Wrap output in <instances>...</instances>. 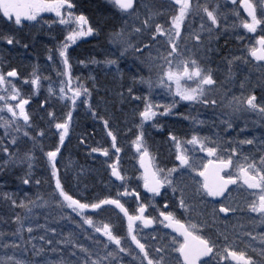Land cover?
Wrapping results in <instances>:
<instances>
[{"label": "snow or ice", "instance_id": "snow-or-ice-1", "mask_svg": "<svg viewBox=\"0 0 264 264\" xmlns=\"http://www.w3.org/2000/svg\"><path fill=\"white\" fill-rule=\"evenodd\" d=\"M94 7L95 17L80 0H0V42L35 57L27 74L0 58V181L12 175L37 189L22 197L0 191L9 209L0 215V264H264V230H257L264 226V0H103ZM38 37L46 38L39 52ZM89 37L107 46L99 57L77 60L105 73V80L90 74V85L73 76L70 56ZM230 37L241 42L238 54L228 50ZM41 57L55 78L44 74ZM33 97H42L36 108ZM129 107L138 164L131 174L113 127ZM79 108L110 137L107 147L79 137L88 155L107 158L103 196L68 189L91 169L70 157L60 167ZM170 120L188 121L190 133L181 135ZM153 132L164 136L171 166L149 143ZM41 159L46 179L34 174ZM229 213L248 221L237 216L221 230Z\"/></svg>", "mask_w": 264, "mask_h": 264}, {"label": "trees", "instance_id": "trees-1", "mask_svg": "<svg viewBox=\"0 0 264 264\" xmlns=\"http://www.w3.org/2000/svg\"><path fill=\"white\" fill-rule=\"evenodd\" d=\"M81 6L84 7L87 5L86 11L91 16L95 17V5L102 4L103 0H80ZM5 29L2 26V21H0V31H4ZM29 29H25L23 34H26ZM56 32V31H55ZM57 33V32H56ZM27 38V36H25ZM62 38V37H61ZM44 37H38V42L36 46V51H41L40 41L45 40ZM106 44L104 43L102 38H84L82 42L77 43L70 48V56L71 61L73 63V76H80L82 79H85L86 83H89L86 78L90 74H97L101 80H105V73L95 69L94 65H89L85 67L84 65H80L77 63L78 59H85L86 57L98 56L106 49ZM0 58L5 59L4 67L7 68L8 64L17 67L22 73L27 74L31 71V65L35 63V57L30 52H26L24 49L17 46H9L3 42H0ZM41 65L46 69L44 74H51L55 78V73L52 69L47 68V65H44L43 57H41ZM221 74H224L223 66L220 67ZM106 79L108 81L111 80V76H107ZM27 91V88H26ZM42 97H33L32 107L36 108V102L38 99ZM111 109V105H109ZM116 108L119 109L120 105L117 104ZM188 109L186 106H181L180 111L184 112ZM131 108H125L126 115L119 116V122L113 120V127L118 133V146H120L123 150L119 154L120 155V163L121 166L131 174L134 171L135 167H138L135 159L133 158V154L135 149L131 147L130 141L134 138L133 133L136 131L135 123L133 122L131 115ZM203 111V110H202ZM75 123L73 130L70 132V141H66V149H62L63 158L61 159L60 167L63 170V165L67 163L69 157L74 161L79 163L80 165L85 166L88 169H91L87 178L84 180V183L79 187L76 186V182L72 180L68 184V189L70 192L76 193L78 195H91V196H103L107 194L108 189L105 187L102 181H107L108 173L105 171L107 165L105 164V160L107 158L103 157L101 154L96 153L92 155H88V149L85 146H81L79 142L80 136H86L87 144L91 146H97V144H103L104 146H108L110 143V137L106 136V132L103 130L102 121L94 120L89 115L86 114L85 109L79 108L78 114H74ZM204 119L211 118V112L205 111L203 114ZM169 126L180 132L181 135L185 133H190L191 126L188 121L175 122L174 120L169 121ZM131 129V131H129ZM209 130L207 127L202 128V132L207 133ZM2 132V129H0ZM53 141L48 139L45 141V144L51 145ZM149 143L152 145L154 151H159L160 156L165 164L171 166V161L174 159L170 152L167 143L165 142V138L162 134H158L153 132L150 136ZM111 153L113 154V159H115V149H111ZM200 156H203L204 153H200ZM111 162V161H109ZM19 171L17 175H20ZM35 176L37 178L46 179L47 173L44 171L43 160L41 159L35 170ZM186 182L191 184V181L186 178ZM2 188L0 191L7 192H17L19 196H23L25 192L32 194L37 191L34 186H25L21 185L18 179H15L12 175L3 178ZM84 184L88 185L87 192L84 191ZM48 189L47 184H43L40 187V191H46ZM169 195L171 193L169 192ZM211 207V206H209ZM9 209L6 205L0 203V215L7 214ZM230 214V213H229ZM227 214V216L229 215ZM111 213H104L103 217L108 218ZM223 217L224 214H221ZM70 227V225L68 226ZM258 227L257 230H264V228L260 229ZM255 234V233H254Z\"/></svg>", "mask_w": 264, "mask_h": 264}, {"label": "flooded vegetation", "instance_id": "flooded-vegetation-1", "mask_svg": "<svg viewBox=\"0 0 264 264\" xmlns=\"http://www.w3.org/2000/svg\"><path fill=\"white\" fill-rule=\"evenodd\" d=\"M238 10L240 11V13H241V17H246L247 16V14L243 11V9H242V7H239L238 6ZM49 15H52V14H47L46 15V18H47V16H49ZM238 22V21H237ZM245 32H246V30H240V34L241 35H245ZM248 35H252V34H248ZM253 42H254V38H253ZM221 43L223 44V40H221ZM244 43H247V38L245 39V41H244ZM241 42H239V41H236L234 38H232V37H230L229 38V45H228V50H231V51H233V52H236L237 54L239 53V50H240V48H241ZM217 64H220V67H222L223 66V64H222V62H220V61H217ZM216 67V64H213V68H215ZM222 72H221V70H219L218 72H217V75H218V77L221 79V80H223L224 79V75H225V71H224V74L222 75L221 74ZM258 96H260L261 95V93L258 91ZM248 119L249 120H256V119H258L256 116H254V115H250L249 117H248ZM251 131H253L255 134H259V132L261 131V129H260V127H259V125H257L254 129H251ZM203 156H206V153H204V155ZM231 196L232 197H236L237 196V191H236V186H234L233 185V187L231 188ZM229 195V193H227L226 194V196H228ZM210 199H212V198H210ZM224 200V198L221 200V201H223ZM241 206H243L242 205V203H241ZM217 207H218V205H217ZM103 215V214H102ZM253 216H255L256 214H252ZM237 216H242V217H244V222L245 223H247V221H248V217L244 214V213H237L235 216L234 215H232L231 213L228 215V223H227V225H225L223 222L218 226L221 230H223L225 227H228V229L230 230L231 229V226H232V224H235L236 223V220H237ZM261 228L260 229H262V228H264V226H260ZM249 228H251V225H249ZM263 230V229H262ZM165 231H170V230H165Z\"/></svg>", "mask_w": 264, "mask_h": 264}, {"label": "rangeland", "instance_id": "rangeland-1", "mask_svg": "<svg viewBox=\"0 0 264 264\" xmlns=\"http://www.w3.org/2000/svg\"><path fill=\"white\" fill-rule=\"evenodd\" d=\"M55 31H56L57 33H59V32H60V29H56ZM73 46H74V45H73ZM22 87H24V90L26 91V88H27V87H26V86H23V85H22ZM199 154H200V153H199ZM199 154H198V155H199ZM177 163H178V162H177Z\"/></svg>", "mask_w": 264, "mask_h": 264}, {"label": "water", "instance_id": "water-1", "mask_svg": "<svg viewBox=\"0 0 264 264\" xmlns=\"http://www.w3.org/2000/svg\"><path fill=\"white\" fill-rule=\"evenodd\" d=\"M232 187H233V185H230V186H229V188H230V189H231ZM226 194H227V193H226ZM226 194H225V195H226ZM215 199H217V200H222V199H223V197H220V198H215Z\"/></svg>", "mask_w": 264, "mask_h": 264}]
</instances>
